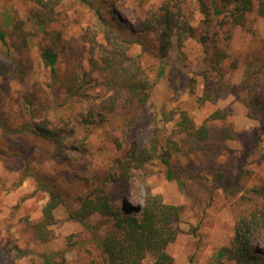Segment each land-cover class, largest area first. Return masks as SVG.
<instances>
[{
	"label": "trees",
	"instance_id": "obj_1",
	"mask_svg": "<svg viewBox=\"0 0 264 264\" xmlns=\"http://www.w3.org/2000/svg\"><path fill=\"white\" fill-rule=\"evenodd\" d=\"M26 1L32 4L29 21L43 33L40 60L50 70L51 89L57 96L62 95L61 105L86 108L76 117L85 126L99 125L108 122L113 115L122 114L121 129L129 131L141 121L155 85L144 67L143 53L161 62L159 80L166 72L165 60L175 45L184 47L187 41L195 40L204 49L203 61L207 66L202 73L204 78L224 77L222 62L228 58L229 43L226 42L231 39L233 29L238 26L253 28L257 19H264V0H161L159 8L141 22L142 29L136 32L107 1L97 9L96 24L89 26L82 36L88 66L68 64L61 69L62 33L54 28L59 20L57 7L60 0ZM195 11L201 16L197 26L193 25ZM25 26V21L17 20L9 31L0 27V42L10 44L12 73L22 82L32 73L35 64L29 43L31 33L25 30ZM136 48L142 49V53L135 54ZM262 52L258 49L247 73V78L257 85L264 84ZM0 73L6 76L11 69L2 66ZM196 83V79L189 78L191 96L196 95ZM100 87L103 96L92 95ZM220 90L217 87L198 96V103L218 102ZM23 99L31 119L19 124L7 112L0 113L3 140L0 156L5 157L13 168H23L22 182L33 176L37 190L49 195L42 219L33 226L35 238L43 243L51 241L52 228L57 224L55 212L64 207L69 219L83 225L91 235L89 240L97 251L92 264H145L148 256L154 259L151 264H173L174 259L167 248L178 238L179 231L175 226L183 207L166 203L148 186L145 187L143 205H131L127 199L137 200L139 186L135 183L141 178L142 171L155 162L165 168L166 180L182 185V171L174 168L172 159L181 152L206 151L210 141L208 125L197 126L189 112L181 108L163 111V122L174 124L165 146L158 128L145 147L133 140L128 149H124L120 139L115 138L117 148L125 151L123 159L117 158L101 168L81 171L80 160L86 153L84 147L69 145L65 127L49 117L34 116L35 103L29 100L28 94ZM228 114V111H217L211 119L223 120ZM226 134L228 136L229 131ZM41 143L51 149L55 161L53 171L37 170L33 165L32 153ZM239 172L229 185L225 173H212L227 196L240 194L241 198L230 245L218 251L213 264H264V249L255 243L258 236L264 237V181L246 191L241 187L246 174L244 168ZM95 214L102 217L100 225L88 222ZM103 227L106 231L101 233ZM42 264L74 263L65 252H59L46 256Z\"/></svg>",
	"mask_w": 264,
	"mask_h": 264
},
{
	"label": "rangeland",
	"instance_id": "obj_2",
	"mask_svg": "<svg viewBox=\"0 0 264 264\" xmlns=\"http://www.w3.org/2000/svg\"><path fill=\"white\" fill-rule=\"evenodd\" d=\"M107 1L136 32L141 31V22L155 12L161 3V0H60L57 7L59 20L54 28L62 33L64 49L60 58L61 69L68 64L88 66L82 36L89 26L96 24L97 9ZM31 5L26 0H0V27L9 31L17 20L26 22L25 30L31 33L29 43L35 63L32 73L22 82L12 73L10 40L9 45L0 42V67L11 69L6 76L0 73V113L7 112L19 124L31 119L23 99L28 94L29 100L35 103L34 116L49 117L61 123L69 135L67 143L84 147L86 153L80 160L81 171L101 168L117 158L123 159L125 151L117 148L115 138L120 139L124 149H128L133 140L140 147H145L158 128L165 146L174 124L163 122V111L181 108L189 112L197 126L206 123L210 128L208 149L194 153L181 152L172 159L174 168L182 171L184 187L178 182L166 180L165 168L155 162L142 171L141 178L135 183L139 186L137 200L128 198L127 203L143 205L145 187L148 186L166 203L182 206V216L175 226L179 231L178 238L167 248L174 259L173 264H213V257L218 251L230 245L241 198L240 194L227 196L212 173H225L229 185L244 168L246 174L241 187L246 191L264 181V84L257 85L247 78L253 56L258 49L264 54V19H257L253 28L238 26L233 29L231 39L226 42L229 43L228 58L222 62L224 77L204 78L202 73L207 70L203 61L204 49L195 40L187 41L184 47L175 45L165 60L166 72L159 80L161 62L143 53L144 67L155 85L141 121L129 131L121 129L122 114L113 115L108 122L99 125L85 126L76 117L86 108L61 105L62 95L57 96L51 89L53 81L50 70L40 60L43 33L28 19ZM193 14V25L197 26L201 16L197 11ZM134 53L141 54L142 49L136 48ZM189 78L197 81L195 96L188 92ZM217 87L221 88L218 102L198 103V96ZM103 93L100 87L92 95L101 97ZM217 111H228L229 114L223 120L211 119ZM1 139L0 129V146ZM32 154V162L37 170H54L55 161L48 145L41 143ZM23 173V168H13L5 157L0 156V264H42L46 256L59 252H65L74 264H83L84 261H87L84 264H92L97 251L89 240L91 235L83 225L69 219L64 207L55 212L57 224L52 228L51 241L43 243L35 238L33 226L42 219L49 195L37 190L33 176L22 182ZM88 222L100 225L102 217L95 214ZM104 231L105 227L100 232ZM255 243L264 249L263 235L258 236ZM153 260L152 256H148L145 264H151Z\"/></svg>",
	"mask_w": 264,
	"mask_h": 264
}]
</instances>
